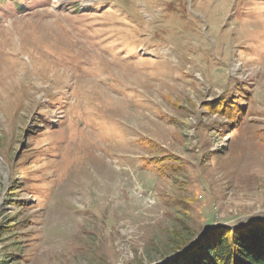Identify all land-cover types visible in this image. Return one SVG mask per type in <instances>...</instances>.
I'll return each instance as SVG.
<instances>
[{"label": "rangeland", "instance_id": "374dc122", "mask_svg": "<svg viewBox=\"0 0 264 264\" xmlns=\"http://www.w3.org/2000/svg\"><path fill=\"white\" fill-rule=\"evenodd\" d=\"M256 220L264 0L0 1V264H164Z\"/></svg>", "mask_w": 264, "mask_h": 264}, {"label": "trees", "instance_id": "16d2710c", "mask_svg": "<svg viewBox=\"0 0 264 264\" xmlns=\"http://www.w3.org/2000/svg\"><path fill=\"white\" fill-rule=\"evenodd\" d=\"M178 249L183 254L164 264H264V220L213 228Z\"/></svg>", "mask_w": 264, "mask_h": 264}]
</instances>
